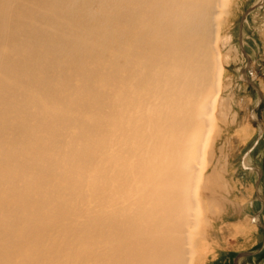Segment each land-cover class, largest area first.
<instances>
[{
  "label": "bare ground",
  "instance_id": "obj_1",
  "mask_svg": "<svg viewBox=\"0 0 264 264\" xmlns=\"http://www.w3.org/2000/svg\"><path fill=\"white\" fill-rule=\"evenodd\" d=\"M230 4L0 0V264H203Z\"/></svg>",
  "mask_w": 264,
  "mask_h": 264
},
{
  "label": "rangeland",
  "instance_id": "obj_2",
  "mask_svg": "<svg viewBox=\"0 0 264 264\" xmlns=\"http://www.w3.org/2000/svg\"><path fill=\"white\" fill-rule=\"evenodd\" d=\"M223 19L216 37L220 132L211 161L228 192L216 233L198 249L203 264H264V0H231Z\"/></svg>",
  "mask_w": 264,
  "mask_h": 264
}]
</instances>
